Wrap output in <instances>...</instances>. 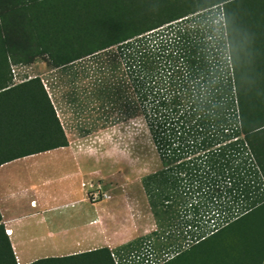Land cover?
Listing matches in <instances>:
<instances>
[{
  "label": "trees",
  "instance_id": "1",
  "mask_svg": "<svg viewBox=\"0 0 264 264\" xmlns=\"http://www.w3.org/2000/svg\"><path fill=\"white\" fill-rule=\"evenodd\" d=\"M45 3L0 0V165L70 144L42 77L13 82V59L53 56L54 45L68 37L80 49L61 66L221 5L226 46L204 42L193 59L187 54L189 65L178 69L153 68L149 61L141 64L142 56L134 58L131 108L137 112L141 100L150 109L159 137L170 139L173 159L220 142L229 132L242 134L264 182V0H87L73 1L66 14L47 10ZM20 40L40 50L26 54ZM225 241L234 245L224 247ZM0 264H18L1 210ZM29 264L117 263L104 246ZM162 264H264V200Z\"/></svg>",
  "mask_w": 264,
  "mask_h": 264
},
{
  "label": "rangeland",
  "instance_id": "2",
  "mask_svg": "<svg viewBox=\"0 0 264 264\" xmlns=\"http://www.w3.org/2000/svg\"><path fill=\"white\" fill-rule=\"evenodd\" d=\"M73 1L87 0H46L44 5L66 14ZM209 41L226 46L221 5L61 66L57 64L80 49L68 37L54 45L53 56L44 53L28 55L33 59L30 62L12 60L13 82L42 77L67 133L70 144L66 149L75 151L81 138L109 125L112 117L127 122L144 116L151 131L150 144L148 137H137L135 155L146 160L148 168L139 175H133L127 164L82 159L92 172L82 183L79 198L96 205L90 214L100 216L101 240L71 252L108 246L117 264H162L264 200V182L242 134L229 132L220 142L173 159L168 157L170 139L167 145L161 140L150 109L141 100L137 112L131 108L134 58L142 56L139 62L149 61L153 68H183L189 65L184 61L187 54L193 53V59L202 49L200 44ZM19 42L26 54L40 50L37 43L28 47L26 40ZM138 72L143 75L145 71ZM230 244L225 241L224 247Z\"/></svg>",
  "mask_w": 264,
  "mask_h": 264
},
{
  "label": "crops",
  "instance_id": "3",
  "mask_svg": "<svg viewBox=\"0 0 264 264\" xmlns=\"http://www.w3.org/2000/svg\"><path fill=\"white\" fill-rule=\"evenodd\" d=\"M67 147L0 165V210L18 264L78 253L70 250L101 240L100 216L90 214L96 205L79 198L92 170Z\"/></svg>",
  "mask_w": 264,
  "mask_h": 264
},
{
  "label": "clouds",
  "instance_id": "4",
  "mask_svg": "<svg viewBox=\"0 0 264 264\" xmlns=\"http://www.w3.org/2000/svg\"><path fill=\"white\" fill-rule=\"evenodd\" d=\"M150 136L151 131L144 116L129 118L127 122L112 117L109 125L81 138L74 147L80 156L113 165L127 164L133 175H139L148 168L147 161L135 155L137 137H148L150 144Z\"/></svg>",
  "mask_w": 264,
  "mask_h": 264
},
{
  "label": "built area",
  "instance_id": "5",
  "mask_svg": "<svg viewBox=\"0 0 264 264\" xmlns=\"http://www.w3.org/2000/svg\"><path fill=\"white\" fill-rule=\"evenodd\" d=\"M86 184V183H85ZM99 194H100V191H99Z\"/></svg>",
  "mask_w": 264,
  "mask_h": 264
}]
</instances>
